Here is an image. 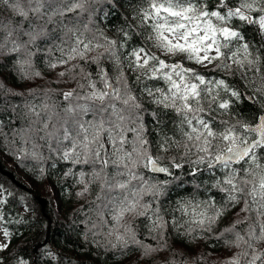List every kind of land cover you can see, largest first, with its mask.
<instances>
[{
	"label": "snow or ice",
	"instance_id": "1",
	"mask_svg": "<svg viewBox=\"0 0 264 264\" xmlns=\"http://www.w3.org/2000/svg\"><path fill=\"white\" fill-rule=\"evenodd\" d=\"M138 2L142 6L130 13L132 21L125 19L116 29L117 40L100 24L101 16L119 11V0H0V68L15 80L41 76L33 59L51 54L40 45L55 40L60 57L47 67L74 60L96 66L95 79L75 64L59 73L83 74L76 89L59 93L66 102L62 110L55 103L11 104L10 98L21 94L8 87V76L0 71V146L21 161L53 168L63 162L65 178L82 185L77 196L98 185L92 202L96 219L85 218L81 226L97 247L112 254L127 257L136 251L148 261L159 255L166 264H177L170 256L179 254L168 242L174 233L175 243L184 248L189 240L197 247L207 240L213 250L224 244L232 251L226 264H264V251L256 248L264 244V0ZM249 28L259 40L248 38ZM141 35L144 40L134 44L133 37ZM94 50L97 55L89 60ZM105 61L110 69L102 66ZM30 95L37 93L30 90ZM245 103L256 112L251 123L243 121ZM170 116L175 117L169 121L172 136L162 128ZM149 125L160 134L150 133ZM169 151L179 155L165 162L153 154ZM37 171L43 175L45 170ZM186 183L184 191L197 194L169 205L171 189ZM13 199L24 200L0 185V225L7 217L9 224L23 227L25 217L10 206ZM241 203L245 218L215 232ZM21 207L32 210L26 202ZM137 216L143 218L146 237L131 222ZM241 224L247 226L238 228ZM21 234L20 228H4L0 253ZM40 249L35 261L0 255V264L6 259L39 264L40 258L45 264H72L47 242L37 245ZM194 264H211L209 253L197 255Z\"/></svg>",
	"mask_w": 264,
	"mask_h": 264
},
{
	"label": "trees",
	"instance_id": "2",
	"mask_svg": "<svg viewBox=\"0 0 264 264\" xmlns=\"http://www.w3.org/2000/svg\"><path fill=\"white\" fill-rule=\"evenodd\" d=\"M215 0H210V4L214 3ZM142 5L138 0H119L118 7L119 11L111 13L106 18L101 16L103 21L100 24L101 29L110 39L119 40V35L116 29L124 26L125 19L132 21V10L134 8L141 7ZM140 31V29H137ZM249 39L259 40V36L255 35V29L249 28L247 32ZM139 40H144V36L141 35L139 38L133 37V43H138ZM59 43V40H55L52 43L41 44L40 47L50 48L51 54L43 53V55H37L33 59V64L35 71H39L41 76L34 77L31 80H15L11 72L8 69L0 68L7 76V85L12 88L16 93L21 94L20 96L11 97V104L23 105L25 103H31L40 106L44 103L57 105L58 110H62L66 106V102L63 100L62 96L59 95L61 92H68L77 88L78 83H83L82 73L80 71H73L69 74L61 77L60 72L70 69L73 64L79 65L84 69V72H91L93 78L96 76V66L94 64H83L79 60L71 61L69 65L63 67H57L55 69L47 67L50 61L59 59L60 53L53 47V44ZM150 46V45H149ZM103 51V49H100ZM153 51H156L153 49ZM97 52L94 50L89 54V60L92 56H96ZM104 67L110 69V65L107 61L103 62ZM109 74L112 75L111 70ZM131 82V81H130ZM160 86H163L162 84ZM30 90H34L37 95L31 96ZM49 93L48 97H45L43 93ZM2 101H0V106H2ZM242 117L244 122L251 123V117L256 114L252 105L247 103L241 106ZM147 119V118H146ZM237 119H240L238 117ZM175 120L174 116L166 118V127L162 126L163 130L167 132L169 136L173 133V124L169 121ZM16 126H20V122L16 121ZM150 133L159 135L161 129H157L155 125H149ZM7 132L8 129L6 128ZM153 136L149 135V140L151 141ZM179 138V137H177ZM19 147V145H17ZM0 151L4 153L10 160L16 163L17 169L37 183H45L49 185L50 181H54L57 194L60 198L61 205L55 206V201L53 197H46L42 192L36 187L20 180V174L18 172H13L19 181V184L14 182L11 178L6 176L2 171H0V185L14 192L15 194L23 197L24 200L17 203L15 199L11 200L10 206L15 209L16 212L20 213L24 220V226L20 227L19 224H9L7 222L8 218H5V223L0 225L3 232L4 228H8L10 232H15L17 228H20L21 235L13 236L11 240V248L9 251L0 253V255L8 258L10 256L18 254L21 258L31 261H35L40 257V254L44 249H40L39 252L36 251L37 245L44 244L47 242V247L52 249L56 253H63L65 257L72 258V264H139L143 261V264H166L165 258L163 256H155L151 261L144 259L139 252L133 251L127 257L121 256L118 252L112 254L100 247H97L93 242L92 235H84L85 229L81 226V222L87 218L89 220L96 219V204L92 203L96 196L99 194L100 189L98 185H92L90 192L81 197L77 196L76 192L82 190V185H76L73 183L72 178H65L63 173L67 166L63 165V162L57 164L56 167H49L46 163H40L37 161H21L13 157L12 152L7 150L5 147L0 146ZM154 155H161L164 157V161L173 156H178L179 154L174 151H169L167 153H153ZM47 157V153H44ZM3 170H8V163L3 159L0 160ZM39 167L44 168V174L38 173L37 169ZM111 171V169H109ZM147 176V172H145ZM163 179V177H160ZM207 179V177H205ZM195 183H199L196 180ZM189 184L186 183L180 188L173 187L170 192L172 199L168 201L169 205H172L173 200H180L184 197L197 194L195 189L192 192L184 191L188 188ZM215 191V190H213ZM36 194L42 196L46 200V208L43 209L42 204L36 198ZM221 196L219 194L216 196V200L219 203ZM27 203L28 207L32 209L31 211L25 212L21 204ZM243 207V203L237 205L234 209H231L227 217L221 220L215 232L222 231L223 228L231 226L237 220H243L245 218V213L241 212L240 209ZM82 209V211H81ZM171 219V217H167ZM131 222L134 223L138 229V234L141 237H146L147 232L145 231V224L142 222V217L130 218ZM252 222H255V216L250 215ZM73 224L76 227H73ZM247 225H238V228H244ZM174 233L169 234V244L173 245L175 251L179 254L175 257L170 258L175 259L177 264L181 258L187 259V264H194L197 255L207 251L209 253L211 264H226L227 258L232 254L231 250H228L224 244H219L215 246L213 250V245L205 241L199 242V247H197V241L189 240V248H184L182 245L175 243ZM145 243H151L150 240H145ZM194 248V249H192ZM256 248L264 251V244H257ZM5 264H14L11 259H6ZM39 264H45L43 258L39 259Z\"/></svg>",
	"mask_w": 264,
	"mask_h": 264
},
{
	"label": "rangeland",
	"instance_id": "3",
	"mask_svg": "<svg viewBox=\"0 0 264 264\" xmlns=\"http://www.w3.org/2000/svg\"><path fill=\"white\" fill-rule=\"evenodd\" d=\"M3 159L4 161H7L8 163V170L7 171H11V172H18L20 174V180L36 187V189L40 190L42 192V194H44L46 197H53L54 201H55V206L61 205V201L60 198L57 194V189L55 186L54 181H50L49 185H46L45 183H37L36 181H34L33 179H31L28 175H26L25 173L19 171L17 169L16 163L12 160H10L7 156L4 155L3 152L0 151V160ZM4 241V236H3V232L0 228V242ZM194 249V248H192Z\"/></svg>",
	"mask_w": 264,
	"mask_h": 264
},
{
	"label": "water",
	"instance_id": "4",
	"mask_svg": "<svg viewBox=\"0 0 264 264\" xmlns=\"http://www.w3.org/2000/svg\"><path fill=\"white\" fill-rule=\"evenodd\" d=\"M0 171H2L6 176H8L9 178H11L14 182H16L17 184H19V181L17 180L15 174L13 172H11V171H7V170L5 171V170H3L2 166H1V163H0ZM36 198L42 204L43 209H45L46 208V200L42 196H40L38 194H36Z\"/></svg>",
	"mask_w": 264,
	"mask_h": 264
}]
</instances>
